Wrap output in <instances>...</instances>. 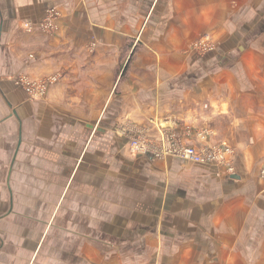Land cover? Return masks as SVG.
Segmentation results:
<instances>
[{
    "label": "crops",
    "instance_id": "obj_1",
    "mask_svg": "<svg viewBox=\"0 0 264 264\" xmlns=\"http://www.w3.org/2000/svg\"><path fill=\"white\" fill-rule=\"evenodd\" d=\"M162 124L235 170L129 150ZM263 165L264 0H0V264H264Z\"/></svg>",
    "mask_w": 264,
    "mask_h": 264
},
{
    "label": "built area",
    "instance_id": "obj_2",
    "mask_svg": "<svg viewBox=\"0 0 264 264\" xmlns=\"http://www.w3.org/2000/svg\"><path fill=\"white\" fill-rule=\"evenodd\" d=\"M61 12L57 7L48 9L44 20L39 23V28L46 33H53L58 28V21ZM30 30L31 26H27ZM195 48L200 52L211 51L215 48V44L209 36L201 38L195 43ZM19 85L25 90L27 95L32 99L44 98L48 89L56 81L58 76H50L43 79L32 80L27 75L23 74L17 78ZM161 132L157 137H152L147 130H140L132 127L127 130L126 135L129 139V150L139 155L151 156L154 159H163L165 157L180 158L191 164L203 165H231L230 156L234 151L225 142L219 145H189L185 143L179 132H176L175 127L160 125ZM210 130L197 131V137L206 139ZM192 129L190 126L186 128V134L190 135ZM232 169V168H231ZM264 176V170L262 172Z\"/></svg>",
    "mask_w": 264,
    "mask_h": 264
},
{
    "label": "rangeland",
    "instance_id": "obj_3",
    "mask_svg": "<svg viewBox=\"0 0 264 264\" xmlns=\"http://www.w3.org/2000/svg\"><path fill=\"white\" fill-rule=\"evenodd\" d=\"M206 36H208V35H206ZM205 36V37H206ZM200 40V39H199ZM198 40V41H199ZM198 41H196V42H198ZM212 41V40H211ZM195 42V43H196ZM214 44V43H213ZM195 45V44H194ZM92 47H93V44H92ZM141 46H140V44H135V40H130V41H128V44L124 47V49H123V51H130V50H139V48H140ZM195 47V46H194ZM215 48H216V45H215ZM214 48V49H215ZM196 49V48H195ZM213 49V50H214ZM197 50V49H196ZM199 51V50H198ZM212 51V50H211ZM200 52V51H199ZM207 52H209V51H207ZM207 52H201V53H207ZM220 144H222V143H220ZM227 144V143H226ZM217 145H219V144H217ZM229 147H231L232 149H233V147L232 146H230L229 144H227ZM234 155H235V151H234V153H233V155H231L230 156V161H231V165H229L228 166V170L230 171V172H232V171H234L235 170V167H234ZM212 165H215V164H212ZM226 166V165H225ZM227 167V166H226ZM232 168V169H231ZM263 170H264V165H263V167H262V169H261V171H260V175H261V177H263L264 178V176H263V174H262V172H263Z\"/></svg>",
    "mask_w": 264,
    "mask_h": 264
},
{
    "label": "trees",
    "instance_id": "obj_4",
    "mask_svg": "<svg viewBox=\"0 0 264 264\" xmlns=\"http://www.w3.org/2000/svg\"><path fill=\"white\" fill-rule=\"evenodd\" d=\"M122 65H123V63H122ZM127 68H128V66L126 67V69H125L124 73L127 71Z\"/></svg>",
    "mask_w": 264,
    "mask_h": 264
}]
</instances>
